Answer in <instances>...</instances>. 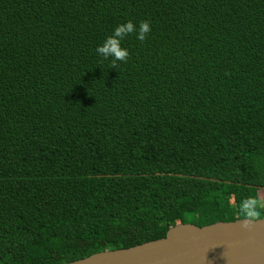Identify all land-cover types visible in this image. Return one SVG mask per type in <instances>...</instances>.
<instances>
[{
	"label": "trees",
	"instance_id": "1",
	"mask_svg": "<svg viewBox=\"0 0 264 264\" xmlns=\"http://www.w3.org/2000/svg\"><path fill=\"white\" fill-rule=\"evenodd\" d=\"M128 21L151 31L110 68L95 49ZM262 196L264 0H0V264L245 219Z\"/></svg>",
	"mask_w": 264,
	"mask_h": 264
},
{
	"label": "water",
	"instance_id": "2",
	"mask_svg": "<svg viewBox=\"0 0 264 264\" xmlns=\"http://www.w3.org/2000/svg\"><path fill=\"white\" fill-rule=\"evenodd\" d=\"M244 220L178 223L164 237L66 264H264V218L248 230L241 228Z\"/></svg>",
	"mask_w": 264,
	"mask_h": 264
},
{
	"label": "clouds",
	"instance_id": "3",
	"mask_svg": "<svg viewBox=\"0 0 264 264\" xmlns=\"http://www.w3.org/2000/svg\"><path fill=\"white\" fill-rule=\"evenodd\" d=\"M151 31V26L148 21L139 22L138 27L132 21L115 27L111 36L107 37L101 46L95 49V52L102 57L103 60L110 61V68L117 69L118 62H127L129 53L127 49L121 47V41L130 34H135L136 38L143 42L147 34ZM264 205L258 204V201L253 198H247L242 202L240 212L245 217L241 223V228L248 230L252 223L256 221L260 215L259 208Z\"/></svg>",
	"mask_w": 264,
	"mask_h": 264
},
{
	"label": "rangeland",
	"instance_id": "4",
	"mask_svg": "<svg viewBox=\"0 0 264 264\" xmlns=\"http://www.w3.org/2000/svg\"><path fill=\"white\" fill-rule=\"evenodd\" d=\"M264 196H262L261 198H260V204L261 205H264V198H263Z\"/></svg>",
	"mask_w": 264,
	"mask_h": 264
}]
</instances>
